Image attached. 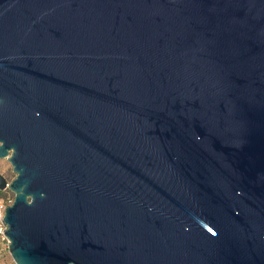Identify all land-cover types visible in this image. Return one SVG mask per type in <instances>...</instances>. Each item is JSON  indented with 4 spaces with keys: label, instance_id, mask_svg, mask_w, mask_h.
I'll use <instances>...</instances> for the list:
<instances>
[{
    "label": "water",
    "instance_id": "obj_1",
    "mask_svg": "<svg viewBox=\"0 0 264 264\" xmlns=\"http://www.w3.org/2000/svg\"><path fill=\"white\" fill-rule=\"evenodd\" d=\"M14 264H264V0H0Z\"/></svg>",
    "mask_w": 264,
    "mask_h": 264
},
{
    "label": "built area",
    "instance_id": "obj_2",
    "mask_svg": "<svg viewBox=\"0 0 264 264\" xmlns=\"http://www.w3.org/2000/svg\"><path fill=\"white\" fill-rule=\"evenodd\" d=\"M1 174L4 176L7 184L14 178L13 173H11V176L3 172ZM7 184L4 189L0 190V240H6V241L7 239L3 233V231H5L6 229V225L3 221V216H4L5 208L8 205L12 204L14 198V194L12 193V191L8 189Z\"/></svg>",
    "mask_w": 264,
    "mask_h": 264
},
{
    "label": "rangeland",
    "instance_id": "obj_3",
    "mask_svg": "<svg viewBox=\"0 0 264 264\" xmlns=\"http://www.w3.org/2000/svg\"><path fill=\"white\" fill-rule=\"evenodd\" d=\"M0 172L11 176V167L6 159H0ZM0 264H14L9 254L8 242L6 240H0Z\"/></svg>",
    "mask_w": 264,
    "mask_h": 264
}]
</instances>
